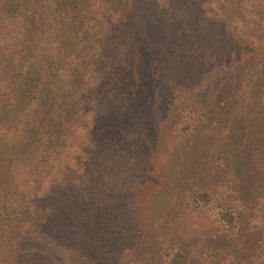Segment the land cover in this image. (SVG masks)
I'll return each mask as SVG.
<instances>
[{
	"label": "trees",
	"instance_id": "1",
	"mask_svg": "<svg viewBox=\"0 0 264 264\" xmlns=\"http://www.w3.org/2000/svg\"><path fill=\"white\" fill-rule=\"evenodd\" d=\"M179 1L0 0V88L11 91L1 110L10 107L11 113L19 116L25 108H34L38 133L42 118L39 113L45 109V133H53L49 137L53 157L63 151L58 133H64L73 120H78L76 128L85 125L87 133H118L119 128L128 126L131 120L127 104L121 108L118 102L125 101L127 93L123 88L127 76L137 69L140 51H133L141 46L137 44L135 34L140 35L145 43L152 38L159 40L161 35L165 41L173 36L176 43L197 38L198 33L191 21L193 13L186 9V5L182 8ZM223 2L227 4L225 0ZM228 12L229 6L224 14ZM220 27L219 24L216 29L220 31ZM210 33L207 27V39ZM180 38L184 40L179 41ZM240 42L244 45L243 54L248 55L241 53L237 63V69L244 71L239 78L235 76L239 88L234 90L240 104L234 103L237 110L236 116H230L233 121L229 118L227 123L219 118L216 120L215 131L212 130L213 124L208 125L213 120L214 107L211 105V111H208L207 172L183 176L184 167L175 165L169 172L164 169L156 172L154 161L147 157H144L148 162L146 171L142 169L140 172L135 157L143 149H135V140L131 144L134 145L133 152L106 155L107 164L113 167L102 170L99 178L117 189H124L125 193L126 188L131 187L135 195L130 199L136 205L133 207L132 203L129 209L121 207L113 218L105 201L96 199L104 208L99 214V225L102 226L99 235L102 238L98 246L102 251L98 259H93V254L84 255V264H125L118 256L120 249L123 252L126 245L142 243L143 237L137 241L139 237L136 239L134 234H142L160 222L168 232L163 236L153 233L155 242L146 240V244H142L151 247H147L148 254L143 253L141 264H190L195 254L188 245L187 236L181 234L179 225L184 215L192 214L207 219V264H264V121L261 120L264 92L258 97L256 91L264 78V55L254 48L256 45L262 48L264 39L255 42L251 35H246ZM248 43H252V47ZM250 64L252 68H247ZM251 89H254L252 94L249 93ZM116 90L122 92L114 93ZM100 103L104 109L96 115L94 107ZM238 106L242 108L241 114ZM76 109L77 113L74 112ZM247 111L248 119L243 117ZM30 113L33 115V111ZM83 115L86 120L90 117L91 121H83ZM6 116L10 117V112ZM101 124L104 127L99 129ZM143 128L147 132L148 122L143 123ZM233 130L240 133L239 138L233 136L237 134L232 133ZM135 136L129 133L120 144ZM246 147L250 151L254 149L252 173L246 170L244 163L243 148ZM123 162L126 166L120 165ZM190 168L193 167L185 164V169ZM106 172H110V179H105ZM119 180H122L121 184ZM68 181L56 183L72 196L76 184ZM137 181L136 188L132 187ZM192 182H205L206 189L195 190ZM144 211L151 215L145 229V223H135L140 221ZM90 212V218L97 217L98 210L94 206L90 207ZM156 212L159 221L153 220ZM110 243H115V248L105 251ZM48 261L55 263L57 258ZM64 264H76V261L73 259Z\"/></svg>",
	"mask_w": 264,
	"mask_h": 264
},
{
	"label": "rangeland",
	"instance_id": "2",
	"mask_svg": "<svg viewBox=\"0 0 264 264\" xmlns=\"http://www.w3.org/2000/svg\"><path fill=\"white\" fill-rule=\"evenodd\" d=\"M223 1H179L182 8L186 5V9L193 13L192 27L198 35L192 41L176 43L173 36L171 40L165 41L161 35L159 40L152 38L145 43L136 33L137 44L141 46L139 48L144 45L145 48L134 49V53L140 51L137 69L127 76L123 88L127 93L125 101L118 102L121 108L127 104L130 123L126 127L122 125L118 133L114 134L87 133L85 125L76 128V123L79 126L78 120H73L64 133H58L63 151L57 157L50 155L49 137L53 133H45V109L39 113L42 117L41 129L36 133L35 109L25 108L19 116L11 113L10 107L1 110L11 91L6 87L0 88V264H64L73 259L76 264H84V255L93 254V259L100 257L102 250L98 243L102 238L99 235L102 226L99 225V214L104 208L98 205L96 199L105 201L106 208L111 209L115 218L121 207H132L130 197L135 195L131 187L126 188L125 193L124 189H117L110 182L104 183L99 178L102 170L113 167L107 164L106 155L133 152L136 145L135 149L138 147L139 151L143 149L145 152H139L135 157V165H139L140 172L142 169L145 172L148 165L144 157L154 161L156 172L161 169L169 172L173 165L184 167L186 172L183 176L191 177L198 171L207 172V133L210 132L207 126L210 117L208 111H211L212 105L213 120L208 125L213 124V131L216 130L213 128L217 127L215 122L218 118L225 123L227 118L233 121L230 116H236L237 110L234 103L240 104L234 90L239 88L235 76L239 78L244 72L237 69L244 48L240 40L243 41L246 35H251L255 42L264 39V0H225L227 4ZM227 6L229 12L224 14ZM219 24L220 31L217 30ZM207 27L211 30L208 39ZM248 45L252 47V43ZM254 48L264 55V45ZM247 68H252V64ZM262 80L256 90L258 97L264 92V78ZM119 92L122 91L116 90L114 93ZM249 93H254V89ZM103 109L102 103L96 104L95 114L98 115ZM241 109L238 106L239 114ZM32 111L33 115L30 113ZM9 112L10 117H7ZM243 117L250 118L249 111ZM262 117L264 121V115ZM82 118L85 122L91 121L90 117L86 120L83 115ZM142 119L143 123L148 122L147 132ZM103 127L104 124H101L98 128ZM129 133L136 136L120 144V140ZM232 133H237L233 136L239 138L240 133L234 130ZM134 140L135 144L131 145ZM243 149L246 170L252 173L255 165L252 157L254 149ZM185 164L193 168L185 169ZM120 165L126 166L124 162ZM105 179H110V172H106ZM68 180L76 184L72 196L67 194L65 187L61 188L56 183ZM121 183L122 180H119ZM137 183L133 182L132 187L136 188ZM192 183L195 190L206 189L205 182ZM93 193L97 196H93ZM135 205L133 203V207ZM91 206L98 210L97 217L90 218ZM177 211H180V207H177ZM141 216L140 221L135 223H145V229L149 225L148 221H151V215L144 211ZM158 216L156 212L152 216L153 220L159 221ZM162 224L151 225L142 234L135 233V238L139 237L137 241L143 237L142 243L126 245L123 252L120 249L118 256L122 257V262L141 264L143 253L148 254L147 247H151L150 244H142H146V240L148 243L153 240L154 243L156 238L153 233L163 236L168 232ZM179 228L181 234L187 236L188 245L195 254L190 264H207L205 216L184 215ZM135 230H138L136 226ZM114 245L107 244L105 251H112ZM51 258H57V262L49 263Z\"/></svg>",
	"mask_w": 264,
	"mask_h": 264
}]
</instances>
